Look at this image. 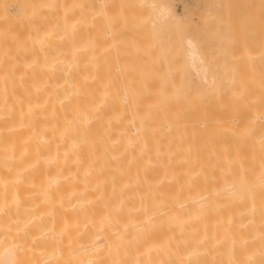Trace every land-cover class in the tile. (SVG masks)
I'll use <instances>...</instances> for the list:
<instances>
[{"label": "bare ground", "instance_id": "obj_1", "mask_svg": "<svg viewBox=\"0 0 264 264\" xmlns=\"http://www.w3.org/2000/svg\"><path fill=\"white\" fill-rule=\"evenodd\" d=\"M173 1L0 0L4 264H264V7L208 81L187 38L142 46Z\"/></svg>", "mask_w": 264, "mask_h": 264}, {"label": "rangeland", "instance_id": "obj_2", "mask_svg": "<svg viewBox=\"0 0 264 264\" xmlns=\"http://www.w3.org/2000/svg\"><path fill=\"white\" fill-rule=\"evenodd\" d=\"M158 1L164 2L165 0H158ZM197 1H199V2L197 4L198 6L196 8L195 5H196V2ZM202 2H203L204 5L202 4ZM263 2H264V0H206V1L205 0H201V1L200 0H175V1H173V5H172L173 6V13H174L175 18L180 19L182 21V23H183L181 25L182 27H176V26L173 25L172 22H168V23L165 24L161 20H159V21L156 20L155 19V15H154L155 14V11L154 10L157 7L155 9H153L149 5L145 4L144 5V8H147V9L140 8V10L143 9L142 10L143 11L142 17L146 18V16H147V21L146 20H142V24L141 25L143 27H148L149 26L148 29L151 27L149 30L147 29L148 31H151V32L149 33L148 31H144L146 28L141 29L142 27H140L137 30L140 31V32H138V34L140 33L139 35L142 38L140 36H137L136 35V32L134 33L135 34L134 36L136 38L137 37L138 38H141L140 40H142V46H144V45L146 46L147 45V48H146L147 50H148V48H149V51H151L152 49H154L155 51L152 52L154 54L159 53L158 52L159 51L158 50V47L160 49V48H162V46H163V49L166 51V53H169V54L172 53L173 54V53L176 52V50L178 48H181L180 53L183 54V49L185 50V47H186L185 39L188 36L193 37L194 41H195V39L197 41V42L195 41V44H196V48H197L198 53L199 54L201 53L200 55H203V57H205V59H206L205 61H203V63L198 64V65H202L203 64V65H205L207 67L206 77H207L208 81H210L211 77H213L215 80H218L221 77V71H222V65H221V63H222V58L224 56L225 48L227 47V45H224V43L226 44V41L230 40V38L231 39H236V40L239 39L241 41V43H243L242 46L244 47L245 54H248L249 56L257 48V46H258L257 43H255V44H257L256 47L253 48L254 47V44L253 43H254L255 40H253V37H251V36H253L252 34L254 33L255 30H258V28H259L258 26L259 25L262 26L263 23H262V21H260L262 24L259 23V25H258V23H256L258 25L257 26L258 28L255 27V28H257V29H255L254 28V25H255L256 20H254V22L251 23L252 20L254 19V18H251L252 17L251 14L252 13L254 14V11L252 12V10H251L252 13L250 14L251 7L248 10H245V9L249 6L247 4H250V6L252 5V7H254L253 10L256 7H258L259 12H260V9H263V7H264L262 5ZM184 3H185L186 6L184 5ZM108 5L109 4H106V7ZM122 5L125 6L124 0H115L114 4L112 6L113 7L112 9H114L117 12H119V13L122 14L123 13V10H125V9L128 10L129 9V8H126V7H121ZM246 5H247V7H246ZM261 5H262V7H261ZM184 7L187 8L188 14H190L189 16L186 15L187 13L184 11V9H183ZM208 7H209V9H208ZM210 7H211V10H210ZM244 7H245V9H244ZM218 8H219V10L216 11ZM10 9H13V6H10ZM205 9L206 10L208 9L207 11H209V12L211 11L212 17H211V15H208V16L205 15L204 16V14L207 12ZM222 9H224V10H222ZM228 9L230 11H228ZM258 9H257V12L256 13L260 14V16H261V13L264 12V9L260 13L258 12ZM200 10H202V11H200ZM156 11H157V9H156ZM137 12H135V10L133 12L131 11V12H129V14L127 16H130L131 13H132V15H136V14L138 15V13L140 11L138 13ZM148 12H149V14H148ZM209 12H207V13L210 14ZM223 12H225L224 15H223ZM133 13H135V14H133ZM228 13H230V14H228ZM258 14H256V15H258ZM115 15H117V14H115ZM124 15H125V13H124ZM220 15L222 17L224 16L225 18L224 17L223 18L220 17ZM262 15L263 16H261V17H262V20H263L264 14L262 13ZM139 16H141V15L139 14ZM231 16H233V20H232V17ZM234 17H235V19L237 20L238 23L237 22L234 23V21H236V20H234ZM240 17L241 18L243 17V18L241 19ZM215 18H217V19H215ZM219 18H221V20ZM247 20L250 21V23H251L252 26H250V24L248 25L246 23ZM144 21H146L147 24H149V22L151 21L150 23L153 22L154 25H152L153 24L152 23L151 25H148L147 26L146 24H144ZM258 21L259 20H257V22ZM160 23H161V25H160ZM244 23H246V24H244ZM133 24H135V23H133ZM237 24H239L240 28H241V26L243 28L245 27V30L244 29H242V31L240 30V32L241 33H244L245 35L243 34L242 36H240L241 35L240 34L238 36V34L240 33L239 30H238L239 27H237L235 29V25H237ZM188 26H193L194 30H192V31L187 30L188 29ZM249 27H251V28L253 27L255 29L253 31V33H252V29L249 28ZM236 30H238V32ZM263 30H264V28H263ZM258 31H259L258 34L264 33L262 30H261L262 32H260V29ZM123 32H124V30H123ZM141 32H143L144 34L141 33ZM146 32L149 33V35H148L149 38H147V39L145 38L144 39L143 35L144 36H147ZM155 32H156V34H155ZM233 32H234V34H233ZM247 32L249 33L250 36L247 35ZM121 34H122V32H121ZM123 35H125V33ZM152 35H154V37ZM155 36H157V37H155ZM254 37L257 38V35L254 36ZM258 37H259V35H258ZM263 37L258 38V40L263 41L264 40ZM123 38H126V35ZM242 38H243V40H242ZM261 38H263V39L261 40ZM145 40L147 42H149L150 45ZM150 40L151 41L153 40L152 42H155V43L158 41V43H157L158 46L156 44V46H157V52H156V47L154 48V45H153V43ZM161 40H163V41H161ZM224 40H225V42H224ZM143 41H145V42H143ZM160 41H161V43H160ZM251 41H253V43ZM249 42H250V44L252 43V45H250ZM255 42H258L259 43V41H255ZM139 43H141V42L139 41ZM144 43H147V44H144ZM199 44H201V46ZM260 45H259V48H260ZM251 46H253V47H251ZM151 47H153V48H151ZM251 48L254 49V50H252ZM170 49H171L172 52L170 51ZM249 49L251 50L250 53L248 51ZM211 50L214 53H212ZM218 54H219L220 57H218ZM209 58H211V59H209ZM249 62H250V65H251V70H253L252 71L253 72L252 74H254V72H255L254 70H256V69H254L255 66L252 67L251 60ZM247 68L249 69L248 66H247ZM258 68H261V67H258ZM251 70H250V72H251ZM186 71L188 72V74H187L188 75V80L190 81L191 84L197 85V86H206V85H208V82L207 81L206 82L205 81H202L201 80V77L197 73H195L196 71L193 70L192 68L187 67V70Z\"/></svg>", "mask_w": 264, "mask_h": 264}, {"label": "snow or ice", "instance_id": "obj_3", "mask_svg": "<svg viewBox=\"0 0 264 264\" xmlns=\"http://www.w3.org/2000/svg\"><path fill=\"white\" fill-rule=\"evenodd\" d=\"M121 7H124V6L122 5ZM150 7H153V8L159 7L161 9L165 19H174V13L172 11V8H173L172 5L161 4V5H151ZM187 30L192 31V30H194V28H193V26H188ZM187 43H188L189 48L195 49L196 44H195L193 37L188 36L187 37ZM0 264H4V262L0 261Z\"/></svg>", "mask_w": 264, "mask_h": 264}]
</instances>
